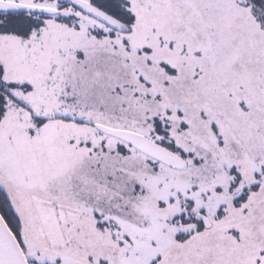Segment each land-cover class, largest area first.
<instances>
[{"label":"snow or ice","instance_id":"obj_1","mask_svg":"<svg viewBox=\"0 0 264 264\" xmlns=\"http://www.w3.org/2000/svg\"><path fill=\"white\" fill-rule=\"evenodd\" d=\"M0 264H264V0H0Z\"/></svg>","mask_w":264,"mask_h":264}]
</instances>
